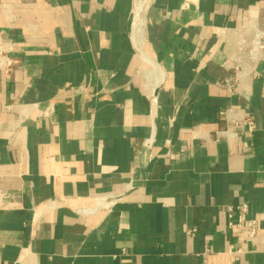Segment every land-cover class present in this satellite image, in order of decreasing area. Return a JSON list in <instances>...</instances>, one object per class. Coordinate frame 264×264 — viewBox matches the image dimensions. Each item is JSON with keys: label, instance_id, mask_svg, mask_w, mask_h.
Listing matches in <instances>:
<instances>
[{"label": "crops", "instance_id": "1", "mask_svg": "<svg viewBox=\"0 0 264 264\" xmlns=\"http://www.w3.org/2000/svg\"><path fill=\"white\" fill-rule=\"evenodd\" d=\"M136 6L0 0V264H264V56L225 87L264 0H147L138 33Z\"/></svg>", "mask_w": 264, "mask_h": 264}, {"label": "built area", "instance_id": "2", "mask_svg": "<svg viewBox=\"0 0 264 264\" xmlns=\"http://www.w3.org/2000/svg\"><path fill=\"white\" fill-rule=\"evenodd\" d=\"M146 0H137V5H141V11H137V6L134 12V20H135V30L137 33L142 29V13H143V3ZM15 44L8 38V36L0 30V72L9 77L13 74L15 70L16 60L14 59ZM264 56V34H257L252 41V45L250 49H246L244 47H240L238 50L237 56L234 58L232 64L228 66V69L233 71V78L226 82L225 87L229 91V93H238L241 91V86L243 82V77L246 76L245 72V64H251L257 59H261ZM248 66V65H247ZM247 69V68H246ZM28 107H36V106H15V105H5L4 111L6 113H14L18 114L19 120L22 121V118L26 119V112ZM237 112L235 110H226L221 113V117L227 121V123H231L234 120ZM43 117L48 116L47 114H43ZM247 128L248 133H253L255 131V124L247 115L243 120V124ZM238 137L235 132H219L217 134V138L227 140V139H236ZM111 199H115V197H111ZM228 226L230 229L236 231L244 241L246 245H254L258 239V222L254 219L248 218V206L247 204H243L238 207L228 208ZM238 254H243L244 251L242 248L238 249ZM231 254V252H230Z\"/></svg>", "mask_w": 264, "mask_h": 264}, {"label": "bare ground", "instance_id": "3", "mask_svg": "<svg viewBox=\"0 0 264 264\" xmlns=\"http://www.w3.org/2000/svg\"><path fill=\"white\" fill-rule=\"evenodd\" d=\"M146 1H147V0H146ZM141 5H142V4H140V5H137V8H138V9H137V11H138V12H140V11H141V10H140V9H141ZM142 19H143V18H142ZM142 22H144V21L142 20ZM134 27H135V26H134Z\"/></svg>", "mask_w": 264, "mask_h": 264}]
</instances>
